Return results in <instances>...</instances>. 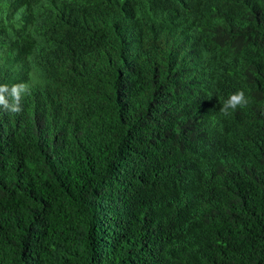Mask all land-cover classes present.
I'll use <instances>...</instances> for the list:
<instances>
[{
    "label": "trees",
    "instance_id": "16d2710c",
    "mask_svg": "<svg viewBox=\"0 0 264 264\" xmlns=\"http://www.w3.org/2000/svg\"><path fill=\"white\" fill-rule=\"evenodd\" d=\"M20 82L0 264H264V0H0Z\"/></svg>",
    "mask_w": 264,
    "mask_h": 264
},
{
    "label": "clouds",
    "instance_id": "9594fccd",
    "mask_svg": "<svg viewBox=\"0 0 264 264\" xmlns=\"http://www.w3.org/2000/svg\"><path fill=\"white\" fill-rule=\"evenodd\" d=\"M32 93V86L28 82L12 84H0V112L9 114H20L23 111V101L25 97ZM250 102L244 89H237L229 94L223 102L219 111L224 117H229L237 109H243Z\"/></svg>",
    "mask_w": 264,
    "mask_h": 264
}]
</instances>
